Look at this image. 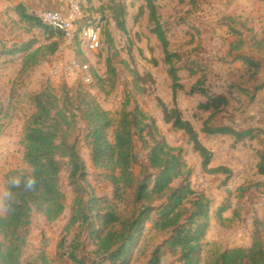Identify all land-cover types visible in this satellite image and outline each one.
Listing matches in <instances>:
<instances>
[{"label": "trees", "instance_id": "16d2710c", "mask_svg": "<svg viewBox=\"0 0 264 264\" xmlns=\"http://www.w3.org/2000/svg\"><path fill=\"white\" fill-rule=\"evenodd\" d=\"M142 1L156 22L152 33L163 47L165 64L171 66L174 55L169 53L166 32L157 22L156 0ZM121 5L124 4L110 0L107 11L118 30L125 32V12ZM16 14L31 30H40L46 40L51 41L45 51L55 55L64 41L62 34L44 25L38 16L22 6L16 9ZM104 32L106 42H110L108 31ZM78 34L79 27L76 38ZM240 42L238 40L230 48L229 57L238 50ZM34 43L29 42L26 48ZM21 52L15 47L3 48L0 56L15 57ZM37 59L34 54L24 62V66L36 65ZM234 61L246 66L248 82L254 81L261 70L259 62L252 58L238 56ZM193 66L200 68L198 63H193ZM176 73L177 70L171 67L169 75L174 82V93L177 87V90L181 89L176 85ZM206 74L200 79L202 89L194 94L192 92V96L200 95L206 100L205 104L199 105L200 110L213 109L216 114H221L228 103L204 89L208 79ZM79 87L72 96L66 93L65 87L60 98L44 87L30 98L33 112L26 120L21 136L26 169L12 171L5 176L4 191L10 196L3 198L4 213L0 215V264H24L22 256L27 246L26 231L35 216L50 219L63 215L65 196L60 187V176L64 166L69 168V182L75 193L67 229L77 228L80 238L85 235L91 238L95 247L92 257L100 264H131L145 234L164 237L151 254L148 264H160L166 256H179V264H201L200 257L210 227V203L202 193L183 181L191 174L181 160L179 150L166 144L154 123L138 108L132 112L123 108L118 121H115L86 90ZM262 89L264 84L254 87L252 92L244 90V93L253 99ZM168 115L166 122L175 131L185 132L206 169L211 155L199 143L191 123L183 121L176 110ZM203 128L211 136H227L242 143L246 139L255 141L261 147L257 150V173L264 176L263 131L238 133L227 128H212L208 120ZM112 129L111 141L109 132ZM75 135L83 137L90 151L91 164L101 173L102 181L111 186V196L85 195L81 184L87 173L77 149V140H73ZM139 153L144 155L145 165L140 164ZM136 168L140 169V179L136 177ZM228 173L226 168H214L208 174L218 176ZM13 178L19 179L18 185L10 183ZM29 181H33L30 186ZM131 190L129 208L124 198ZM148 223L149 230L146 229ZM260 227L264 235V225ZM259 235L257 230L249 248L212 252L207 264H264V237ZM75 250L81 252L79 247ZM65 253L63 257L66 256L72 264H85V258H80L79 254ZM40 263L49 264L44 252L25 264Z\"/></svg>", "mask_w": 264, "mask_h": 264}, {"label": "rangeland", "instance_id": "374dc122", "mask_svg": "<svg viewBox=\"0 0 264 264\" xmlns=\"http://www.w3.org/2000/svg\"><path fill=\"white\" fill-rule=\"evenodd\" d=\"M117 1L124 4L121 6L125 12L126 31L121 32L116 26L112 27L110 33L109 28L103 25L101 46L97 52H90L84 40L77 44L78 36L82 37L86 28V23L80 21L78 22L80 34L76 38L74 55L68 50L62 56L59 49V53L50 55V58L43 61L38 68L29 67L23 73L22 70L18 71L19 63L15 62L19 60L0 61V191L5 190V176L9 172L26 169L21 136L24 124L33 112L30 98L44 87L49 88L59 98L66 87V93L72 96L81 86L115 121H118L123 108L130 112L138 108L154 123L166 144L179 150V156L191 174L189 179L184 178L183 181H187L191 187L202 193L210 203V227L200 257L201 264L208 263L212 252L247 248L244 247L246 242L250 243L249 238L253 239L257 230L259 236L264 237L260 227L264 225V181L257 183L254 175L258 163L257 147L251 151L248 149L251 141L243 144L233 139L234 142L230 143L223 139L224 136L206 134L204 128L198 131L196 126L202 121L198 106L200 103L192 96V92L194 94L195 91L202 89L200 79L204 78L203 74L208 70L206 75L216 76L217 82L219 75L238 71L225 62L226 55L222 50L226 48V43L216 49L220 52L210 57L206 52L209 48L201 45L204 38L201 32L188 31L189 27L180 29L178 26V29L173 30L168 27V32L165 30L167 40L170 42L168 51L174 55L172 65L168 66L165 64L163 47L152 33L156 28V22L152 20L146 4L142 6L140 0ZM184 2H179L180 6L177 7L170 6L166 1L159 2V14L165 20L161 24L167 26L176 22L184 26L188 17L184 11L187 8ZM197 2L201 5L199 0ZM82 9L89 11L83 6ZM99 15L103 17L110 14ZM244 18L251 19L246 16ZM126 19L129 20L128 24ZM159 19L157 15V22H160ZM93 20L98 22L99 17L95 16ZM255 25L260 24L255 22ZM104 30L108 31L110 42H106ZM190 35L193 37L191 41ZM72 59L79 66L87 65L88 70L86 72L76 70L69 74L67 64ZM193 63H198L200 68L193 66ZM171 67L177 70L176 85L181 87L179 90L177 87L175 93L174 82L169 75ZM55 69L61 72L60 76L54 75ZM85 75L91 76L92 81L87 83L83 78ZM224 80L227 84L232 78L227 80L225 75ZM234 84L236 87L240 86V82ZM172 110L178 111L183 121L189 120L188 122L196 125L191 123L199 143L205 146L211 155L210 165L206 169L202 166L200 156L193 151V145L188 142L189 137L185 132L175 131L172 125L166 122V116L168 117ZM216 115L218 114L215 113L206 119L210 121L212 127L218 125V118L211 122ZM113 133L112 129L109 132L111 141ZM75 139L87 173L84 183L81 184L85 195L111 196V186L102 181L101 173L91 164L90 151L83 137L75 135L73 140ZM139 154L140 164L145 165L144 155ZM216 165L218 168H226L229 173L218 176L208 174ZM139 172L140 169L136 168L135 174L138 179ZM60 187L65 196L63 215L50 219L34 217L31 227L26 231L27 246L22 262L25 264L44 252L49 264H72L66 256L63 257L68 251L75 255L79 254L80 258L84 257L85 264H100V261L92 257L91 252L95 247L91 238L88 235L80 238L77 228L67 229L75 199L74 189L69 182L68 166L63 167ZM132 194L131 190L124 198L129 208ZM123 208L124 205L121 206V209ZM3 213L2 200L0 215ZM149 227L148 223L146 229L149 230ZM144 236L131 264H148L151 254L164 240V237L151 234ZM247 239L249 241H246ZM77 247L81 250L80 253L75 250ZM178 259L179 256H166L161 259L160 264H179Z\"/></svg>", "mask_w": 264, "mask_h": 264}, {"label": "crops", "instance_id": "0c3cea01", "mask_svg": "<svg viewBox=\"0 0 264 264\" xmlns=\"http://www.w3.org/2000/svg\"><path fill=\"white\" fill-rule=\"evenodd\" d=\"M163 1L168 2L170 6L174 7L180 6L179 2L185 1L184 3H186L187 8L184 11L188 17L184 26H180L179 23L176 22L167 26L161 24L162 21L165 20L162 18L161 14H159L158 7H160L159 2ZM109 2L110 0H83L82 6L89 9V11H84L82 9L80 21L87 25L89 19L93 20L95 16H97V18L99 17L98 21L101 23V26L103 27V25H106L111 33L112 27H116L111 16L102 17L99 15L108 13L107 7ZM140 2L142 6H145L143 1L140 0ZM199 3H201V5L198 4L197 0H156L155 5L157 8V15L160 18V24L167 32L168 27L173 30L175 28L178 29V26L181 27L180 29H182V27H189L188 31L201 32L204 37L201 40V45L202 47L209 48V50L206 51L208 56L212 57L213 54L220 52L216 49L220 48L223 43H226V48L224 47L222 50L225 51V62L231 64V66L235 67L238 71L233 74L224 73L223 76L219 75L220 78L217 77L218 82L216 81V76L208 75L204 89L211 95L225 99L228 103L225 110H223L221 114L216 115L212 120L213 123L214 120L218 118V125H213V127H211L227 128L238 133H244L250 130H261L264 132V89L258 92L253 99H251V96L244 93V90L252 92L254 87L264 84V0H199ZM19 6L24 7L31 14L40 17L44 12L61 9L62 1L0 0V48H2L0 50H3V48L11 49L15 47L22 51L15 57L0 56V61L19 60L15 62L19 63L18 71L20 72L22 70L21 72L23 73L24 70L29 68L24 66V62L28 61L34 54L38 59L36 65L31 66V68H38L43 61L50 58V55L47 53L45 56V50L51 44V41L46 40V36L40 30H31L28 24L20 21V18L16 14V9ZM245 16L248 18L251 17V19H246L244 18ZM222 20L224 21L222 22ZM255 22L260 25H255ZM128 23L129 20L126 19V24ZM227 33L230 35H227ZM83 39V34L82 37L79 35L77 44ZM225 39L228 40L225 41ZM189 40H193L192 35L189 36ZM238 40L241 41L238 50L233 52L231 57H229L228 53L230 48ZM32 41L35 43L31 44L29 49L26 48L29 42ZM62 47L63 43L59 46V49ZM59 49L57 53H59ZM60 55L63 56L61 53ZM238 56L249 57L259 62L261 70L254 81L248 82L246 66L239 61H234ZM225 75L227 80L232 78L227 84L226 80H224ZM234 82H240V86L236 87ZM181 92H183V90ZM193 97H195L200 104L206 103V100L200 95H193ZM215 113L217 112L213 109L208 111L201 110L200 115L202 121H200L199 126L191 123L195 125L196 128L198 127V131H200L206 119L215 115ZM223 139L230 143L235 141V139L233 141L232 138L227 136H224ZM248 141L249 140L246 139L244 142L248 143ZM255 147H257V150L259 149L257 143L254 141L249 144L248 149L252 151ZM218 167L219 166L216 165L214 168ZM254 171V175L256 176L255 181L257 183L264 181V176L258 175L257 169ZM249 240L250 243L246 242L244 247H251L252 238L250 237ZM249 240L247 239L246 241Z\"/></svg>", "mask_w": 264, "mask_h": 264}, {"label": "built area", "instance_id": "2783aa9c", "mask_svg": "<svg viewBox=\"0 0 264 264\" xmlns=\"http://www.w3.org/2000/svg\"><path fill=\"white\" fill-rule=\"evenodd\" d=\"M62 8L59 10L47 11L41 14L39 17L42 23L57 32H60L63 36V47L60 53L70 50L74 55L76 51L75 41L78 29V22L82 17V0H61ZM103 27L100 22H95L92 19L87 21V27L83 31L84 42L90 52H97L101 46V36ZM76 70L87 71L88 66H79L72 59L67 64V71L69 74H73ZM55 76H60L61 72L58 69L54 71ZM84 80L89 83L92 81L91 76L85 75Z\"/></svg>", "mask_w": 264, "mask_h": 264}, {"label": "clouds", "instance_id": "9594fccd", "mask_svg": "<svg viewBox=\"0 0 264 264\" xmlns=\"http://www.w3.org/2000/svg\"><path fill=\"white\" fill-rule=\"evenodd\" d=\"M11 184L13 185H18L19 184V179L18 178H13L10 181ZM33 183V181H29V186ZM10 196V193L7 191H0V201L3 200L4 197Z\"/></svg>", "mask_w": 264, "mask_h": 264}]
</instances>
